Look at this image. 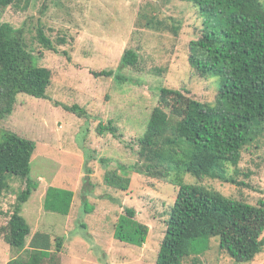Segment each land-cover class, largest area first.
<instances>
[{"label": "rangeland", "instance_id": "obj_1", "mask_svg": "<svg viewBox=\"0 0 264 264\" xmlns=\"http://www.w3.org/2000/svg\"><path fill=\"white\" fill-rule=\"evenodd\" d=\"M141 12L156 13L169 26L180 25L178 34L170 27L162 31L145 27L146 20L140 25ZM0 14L3 21L26 28L38 62L53 73L48 98L20 93L13 113L0 121V133L9 129L37 144L30 174L36 189L21 203L32 233L20 250L1 236L0 264L27 260L37 231L51 236L53 264H155L167 229L166 210L174 204L178 187L134 170L130 186L120 190L108 186L104 175L120 162L129 166L138 161L139 138L159 103L161 87L188 90L202 101H214L216 89L210 80L198 77L189 62V44L202 35L206 18L192 3L181 0H17ZM40 24L58 51L37 40ZM129 48L139 54L138 67L118 71ZM104 69L118 72L100 77L92 73ZM121 74L124 80H119ZM63 104H79L85 112L80 115ZM110 121L118 127L117 135L99 134V123ZM108 157L109 168L101 161ZM238 167L235 175L247 186L213 178L198 181L189 173L185 181L256 204L264 198V135L246 146ZM10 185L1 199L6 214L0 216V224L10 218L26 180L14 176ZM50 186L75 192L69 215L45 209ZM85 199L94 206L91 212L85 209ZM125 207H134L136 218L150 227L141 246L115 236ZM194 248L183 264H245L221 250L218 237ZM246 264H264V251Z\"/></svg>", "mask_w": 264, "mask_h": 264}, {"label": "trees", "instance_id": "obj_2", "mask_svg": "<svg viewBox=\"0 0 264 264\" xmlns=\"http://www.w3.org/2000/svg\"><path fill=\"white\" fill-rule=\"evenodd\" d=\"M16 1L0 0V12ZM181 1L192 3L206 18L207 27L202 35L189 44V62L198 77L210 80L209 85L217 91L215 99L205 102L188 90L161 87L159 103L139 138L138 161L129 166L120 162L116 168L107 169L104 181L108 186L127 189L131 184L130 172L135 170L178 187L174 204L166 210L167 229L155 264H183L194 246L211 237L220 239L221 250L234 261L250 263L264 251V198L252 204L199 182L187 183L185 175L189 173L198 181L213 178L248 185L238 180L235 173L246 146L264 135V4L262 0ZM137 20L140 25L146 20L143 25L156 30L170 27L178 34L180 29V25L169 26L156 13L141 12ZM36 31L42 45L58 51L42 24ZM26 34L25 27L3 21L0 14V121L13 113L20 93L48 98L52 70L40 65ZM139 61L136 50L126 49L117 70L138 67ZM117 70L92 73L96 77L113 76ZM123 78L119 75V80ZM63 105L80 115L85 112L79 104ZM3 130L0 216L6 214L1 199L10 190L11 179L21 177L26 180V187L18 195L7 223L0 224V237L20 250L27 246L32 233L21 213V203L36 189L30 174L37 144L15 131ZM97 130L99 134L110 131L116 136L118 127L112 121L100 122ZM101 161L107 166L112 160L108 157ZM74 197L71 189L50 186L45 209L69 215ZM84 204L87 212L94 210L87 199ZM136 215L134 207H125L118 218L115 236L141 246L147 241L150 227ZM61 247L62 241L57 242V250ZM53 253L50 234L37 231L30 241L29 258H15L7 264H45L47 259L53 264Z\"/></svg>", "mask_w": 264, "mask_h": 264}]
</instances>
